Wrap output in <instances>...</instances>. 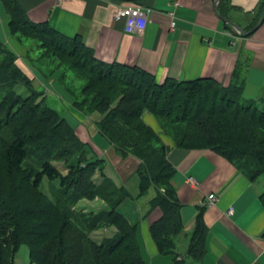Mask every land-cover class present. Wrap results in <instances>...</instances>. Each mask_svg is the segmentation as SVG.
Listing matches in <instances>:
<instances>
[{
    "label": "trees",
    "instance_id": "1",
    "mask_svg": "<svg viewBox=\"0 0 264 264\" xmlns=\"http://www.w3.org/2000/svg\"><path fill=\"white\" fill-rule=\"evenodd\" d=\"M0 5L9 17L11 34L20 30L38 42L66 43L86 56L90 71H96L99 79L117 80L120 89L95 96V102H90L93 106H87L100 114L97 138L120 157L139 161L135 171L138 197L149 186L155 188L149 212L158 208L161 215L150 223L149 234L158 253L169 256V264H187V258L201 260L206 253L204 208H198L187 248L178 254L173 237L182 229L181 205L172 185L174 168L166 157L171 148L160 144L142 114L152 115L165 133V122L180 125L170 135L173 147L209 149L253 180L264 175V98L245 99L235 73L227 86L207 77L165 78L158 83L138 66L95 59L77 35L67 37L47 22H30L17 0H0ZM16 24L19 30L14 29ZM0 55V163L6 176L5 182L0 181V264H14V253L22 243L28 247L30 263L146 264L137 224H130L118 212L123 201L134 198L106 175L104 159L87 150L75 129L45 105V96L34 88L29 73L1 39ZM17 86L25 93L19 94ZM146 140L157 143L159 156L152 160V145L145 144ZM75 156L76 164L63 165L65 174L53 163ZM27 159L31 168H21ZM43 179L56 185L54 202L38 190ZM29 194L33 196L27 199ZM81 198L103 200L108 207L87 216L73 208ZM259 199L264 207V192ZM104 225H114L119 232L101 240L91 237L92 231Z\"/></svg>",
    "mask_w": 264,
    "mask_h": 264
},
{
    "label": "crops",
    "instance_id": "2",
    "mask_svg": "<svg viewBox=\"0 0 264 264\" xmlns=\"http://www.w3.org/2000/svg\"><path fill=\"white\" fill-rule=\"evenodd\" d=\"M17 2L30 22H47L64 36H79L93 57L101 62L138 66L152 74L158 83L165 78L185 81L207 77L227 86L235 73L245 99L264 98V0ZM128 3L149 9V22L139 34L124 32L123 22L113 19L116 5ZM7 16L0 5V39L4 47L16 55L15 52L24 47L8 32L4 23ZM171 21L175 23L173 28ZM17 57L31 78L34 77L21 56ZM142 119L157 133L159 122L152 115L144 112ZM101 148L97 153L104 156L105 164L111 168L110 178L123 185L134 198L123 201L118 212L130 224H137L144 261L169 264L171 258L158 253L149 234V225L160 217V210L149 212V199L142 202L144 207L138 206L140 196H137L135 171L139 161L132 156L118 157L103 141ZM170 148L166 157L174 168L172 185L181 205L182 223L181 234L174 239L175 252L184 254L188 244L184 236L193 230L201 207L207 230L206 253L196 262L187 258V264H264L261 237L264 207L259 199L264 192V179L261 175L250 180L233 163L209 149L186 150L172 145ZM112 156L116 158L112 160ZM186 177L195 178L197 188L185 184ZM209 194L216 197L210 206L207 205ZM229 208L232 209L230 214L227 213Z\"/></svg>",
    "mask_w": 264,
    "mask_h": 264
},
{
    "label": "rangeland",
    "instance_id": "3",
    "mask_svg": "<svg viewBox=\"0 0 264 264\" xmlns=\"http://www.w3.org/2000/svg\"><path fill=\"white\" fill-rule=\"evenodd\" d=\"M5 22L7 23L8 29V16L4 23ZM18 28L19 26L16 24L14 29L19 30ZM24 32L19 30L18 32L14 31L13 34L9 33L24 47V49L22 48L15 53L16 56H21L22 61L25 62L33 73L34 77L32 76V84L34 88L46 97L44 101L45 105L55 110L59 116L63 117L75 129L77 136L85 143L86 149L92 151L98 156L97 152L102 151V140L97 138L96 135V122L100 119V114L91 111V109L87 108V106L91 104L90 102H92V104L95 102L92 101L95 96H102V94L106 92L109 94V90L111 88L117 90L120 89V84L117 80H112L111 78L107 80L99 79L96 71H90L91 67L89 65H91V63L86 61V56H84V54L79 50L72 51L70 49V45H67L66 43L58 44L57 41H54L51 45L46 41L38 42L36 39L28 36L26 31ZM1 57L2 55H0V58ZM16 90L19 94L25 93L22 86H17ZM110 94H112V92ZM92 104L91 106H93ZM164 126L167 133L162 131L159 124L157 128L160 144L162 143L167 147L170 145L173 146L170 135L176 134V132L179 131L180 125L173 126L168 122H165ZM192 128L193 127H191V130ZM186 131H190L188 126ZM147 142H149L150 146L152 145V149H150L151 152L149 151V157L152 160L153 158L159 156V150L155 141H144L145 144H147ZM108 154L111 157V150L108 151ZM114 154L119 157L117 152L114 151ZM145 154L148 155V153ZM103 157L104 156H102V158ZM115 158L116 157L112 156L111 159L113 160ZM30 162L31 160L29 159L24 160L21 168H31ZM105 162L106 161L104 159V168H106V170H104L106 175L110 177L111 168H108V165H106ZM53 163L57 164L58 168L65 174L67 171L66 167H63V165L65 163L72 166L76 164V156L73 158H66L65 162L60 160ZM4 168L5 167H3L0 163V181L2 182H5L6 177ZM95 177H97L96 173L93 178ZM261 178L264 179V175H261ZM38 190L46 194L53 202L55 201L54 192H56L57 189L54 182H49L48 180L43 179ZM155 194V188L149 186L147 191L140 196L138 206L140 208L144 207L142 202H146L148 199L149 205L150 200L155 196ZM32 196L33 195L29 194L26 198L29 199ZM107 207L108 206L105 201L96 198H81L73 206L77 212H84L87 216H93L96 212L104 210ZM119 211H121V209H119ZM118 232L119 231L114 225H104L92 231L91 237L101 240L109 238ZM191 233L192 230L184 236L187 239V243H189ZM178 234L181 233L179 232ZM177 235L173 237V241ZM173 250H177L175 243ZM6 258H9V254L5 257V261ZM14 264H36L30 263L29 251L26 244H20L18 249L15 251Z\"/></svg>",
    "mask_w": 264,
    "mask_h": 264
},
{
    "label": "built area",
    "instance_id": "4",
    "mask_svg": "<svg viewBox=\"0 0 264 264\" xmlns=\"http://www.w3.org/2000/svg\"><path fill=\"white\" fill-rule=\"evenodd\" d=\"M62 1V0H58ZM149 9L139 4H117L113 11V19L123 22V30L128 34H139L146 28ZM174 22H170V27H174ZM184 183L191 188H197L198 181L193 177H186ZM207 199V205L210 206L215 203L216 197L214 194H209ZM232 212L229 208L228 214Z\"/></svg>",
    "mask_w": 264,
    "mask_h": 264
},
{
    "label": "water",
    "instance_id": "5",
    "mask_svg": "<svg viewBox=\"0 0 264 264\" xmlns=\"http://www.w3.org/2000/svg\"><path fill=\"white\" fill-rule=\"evenodd\" d=\"M215 2H218V0H215ZM263 18H264V14H263Z\"/></svg>",
    "mask_w": 264,
    "mask_h": 264
}]
</instances>
